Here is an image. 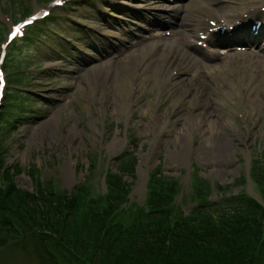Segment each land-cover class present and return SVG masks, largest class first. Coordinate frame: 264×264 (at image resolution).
<instances>
[{
  "label": "rangeland",
  "instance_id": "1",
  "mask_svg": "<svg viewBox=\"0 0 264 264\" xmlns=\"http://www.w3.org/2000/svg\"><path fill=\"white\" fill-rule=\"evenodd\" d=\"M40 1L0 0V54L9 43L11 26L25 18L26 12L30 15L41 5H48ZM101 7L75 6V19L86 23L95 19L101 24L107 14ZM140 18L131 14L125 20ZM50 23L57 31L59 27L62 35L74 36L76 44L91 55L82 53L75 59L74 46L61 43L56 40L57 34L46 30L43 41L32 39L16 51L13 43L8 45L5 61H0L8 81L6 97L0 104L2 188L33 192L40 183L71 193L81 187L83 199L85 193L105 195L110 174L115 179V175H121L120 184L128 187L129 204L135 208L153 201L147 200L152 176L169 201L173 196L167 192L177 182L174 202L186 214L196 206L199 192L209 194L213 201L242 193L261 199L251 177L254 160L264 171V78L260 73L254 75L258 80L252 86L239 82H245L243 77L229 78L225 74L216 86L206 85L205 98L197 99L184 96L182 83L164 88L158 80L153 81L155 66L136 81L130 73L133 65L117 63L115 68H122V74L130 80L120 87L114 76L98 78L100 75L92 72L84 78L85 71L104 63L107 55H101L71 23L58 18ZM65 56L72 60L66 62ZM195 70L200 71L201 66L191 71ZM214 144L224 145L222 155L204 161L203 150ZM184 147L188 152L184 150L180 161L177 156ZM5 198L2 203L8 204ZM9 217L29 238L25 244L10 240L0 249V264H45L38 252L43 235L35 234L21 214ZM125 221L130 222L128 218ZM258 239L252 236L243 244L248 249L250 246L249 251L242 245L241 249L211 257H186L187 264H245L255 254ZM71 243V239L46 242L57 257L67 258L71 252L62 246ZM114 261L119 263V257ZM259 264H264L263 258Z\"/></svg>",
  "mask_w": 264,
  "mask_h": 264
},
{
  "label": "trees",
  "instance_id": "2",
  "mask_svg": "<svg viewBox=\"0 0 264 264\" xmlns=\"http://www.w3.org/2000/svg\"><path fill=\"white\" fill-rule=\"evenodd\" d=\"M258 179L264 181L263 174H258ZM120 181L114 178L112 183L111 178L105 202L92 200L88 207H82L84 202L78 194L67 197L40 183L33 193L13 187L4 192L0 188V249L10 240L25 244L29 238L10 219L11 214H21L35 234L43 235L38 252L45 264H187L186 257H211L241 249L249 237L264 234V208L250 198L227 201L215 216L209 207L201 206L197 216L184 218L175 215L170 201L157 187L152 188L149 199L153 201L148 207L132 212L126 224L120 208L127 202L129 190ZM4 198L8 204L2 203ZM70 239V246H62L71 252L70 258L57 257L46 244ZM256 247L257 253L249 256L248 264L264 259V243ZM116 257L119 263L114 261Z\"/></svg>",
  "mask_w": 264,
  "mask_h": 264
},
{
  "label": "bare ground",
  "instance_id": "3",
  "mask_svg": "<svg viewBox=\"0 0 264 264\" xmlns=\"http://www.w3.org/2000/svg\"><path fill=\"white\" fill-rule=\"evenodd\" d=\"M138 54H134L131 56V59H134ZM179 56H189V54H186V52L184 51H180V50H176L174 52H170V53H167L165 55H162L158 61L156 62L155 64V67H157V70H155L153 72V75H151V79L153 81H156L158 80V74L160 73H163L164 71H166L168 69V67L170 66V64ZM123 61V60H122ZM135 61H134V65H135ZM131 65H133V62L131 61ZM140 65L137 66V68H139ZM110 68V63H106V64H103L101 65V67H99L98 69H96V74L98 75H104L103 78L105 79V77L108 75V71H112L114 70V73H113V79L116 80V83H118L121 86H124L125 84L129 83L130 80L127 78L126 79V76H124V74H122V68L120 67H116V69H109ZM114 68V67H112ZM92 73L91 69H88L87 71H85V74L83 75V77L85 78L86 75H90ZM109 76V75H108ZM112 79V80H113ZM119 87V88H120ZM196 96H200V97H204L205 94L203 93L202 95L200 94H196ZM205 98V97H204ZM217 136V135H216ZM219 139H221V136L219 137ZM219 141V140H218ZM224 150V145L223 147H219L218 145H215L209 149L208 151H204L203 149V152L204 154L206 155V157L204 158V161H210V160H215V159H218L219 158V155H222V151ZM185 151L188 152V149L186 147H184L183 150H181V152H179L177 158L180 159V161H183V157H184V154H185ZM184 152V153H183Z\"/></svg>",
  "mask_w": 264,
  "mask_h": 264
},
{
  "label": "snow or ice",
  "instance_id": "4",
  "mask_svg": "<svg viewBox=\"0 0 264 264\" xmlns=\"http://www.w3.org/2000/svg\"><path fill=\"white\" fill-rule=\"evenodd\" d=\"M56 3H57V4H60V3H62V0H56ZM45 15H47V13H45ZM16 31L19 32L20 29L17 28ZM3 86H4V84H3V79H2V77H0V88H3Z\"/></svg>",
  "mask_w": 264,
  "mask_h": 264
}]
</instances>
